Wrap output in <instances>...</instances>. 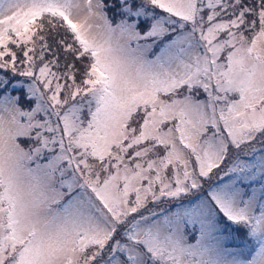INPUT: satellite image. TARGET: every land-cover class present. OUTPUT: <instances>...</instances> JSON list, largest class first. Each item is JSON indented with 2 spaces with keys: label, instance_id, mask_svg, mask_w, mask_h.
<instances>
[{
  "label": "snow or ice",
  "instance_id": "6c2138e0",
  "mask_svg": "<svg viewBox=\"0 0 264 264\" xmlns=\"http://www.w3.org/2000/svg\"><path fill=\"white\" fill-rule=\"evenodd\" d=\"M0 264H264V0H0Z\"/></svg>",
  "mask_w": 264,
  "mask_h": 264
}]
</instances>
